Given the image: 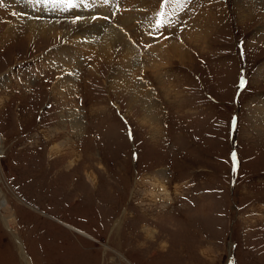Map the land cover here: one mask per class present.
Masks as SVG:
<instances>
[{"label":"rangeland","instance_id":"374dc122","mask_svg":"<svg viewBox=\"0 0 264 264\" xmlns=\"http://www.w3.org/2000/svg\"><path fill=\"white\" fill-rule=\"evenodd\" d=\"M96 1L0 0V264H264V0Z\"/></svg>","mask_w":264,"mask_h":264},{"label":"bare ground","instance_id":"6f19581e","mask_svg":"<svg viewBox=\"0 0 264 264\" xmlns=\"http://www.w3.org/2000/svg\"><path fill=\"white\" fill-rule=\"evenodd\" d=\"M21 1V0H20ZM29 0H26V5L27 6H25L26 8H28L27 10H30V9H32V11L33 10H36L37 8L39 9V4H38V0H30V2H28ZM61 0H56V5L57 6H61L62 8H63V6H62V3L60 2ZM86 0H84V4H85V6L83 7V8H85V12L83 13V15L86 13H89V11L90 12H92L93 10H90V8H87V6H88V4L85 2ZM99 1V0H98ZM126 1V2H125ZM152 0H123V5H124V7L125 8H127V9H129L128 11H126L125 13L126 14H123V16H124V18H126V19H128V18H130V16L132 15V16H135V14H133L134 13V10H137V11H141V13L140 14H142L143 13V11L145 10V9H147V8H150V4L151 3H153V2H151ZM91 2H92V4L94 5V9L95 8H98V5H99V2H97L96 0H95V3H96V5H95V3H94V1L93 0H91ZM109 2V1H108ZM244 2V0H237V3L239 4V5H241L242 3ZM82 4V3H81ZM84 4H82V5H84ZM55 5V6H56ZM110 5V4H109ZM153 5V4H152ZM51 6V5H50ZM114 5H112V7H113ZM173 6V5H172ZM111 7V6H110ZM80 7L78 8V11H80ZM263 9H264V5H263ZM98 10V9H97ZM39 11V10H38ZM44 11H46V10H44ZM49 11V10H48ZM57 11V10H56ZM169 11V10H168ZM61 13V12H60ZM63 13V12H62ZM139 13V12H138ZM153 13V12H152ZM29 14V13H28ZM85 14V15H86ZM96 14V13H95ZM102 14V13H101ZM168 14V13H167ZM98 15V14H97ZM100 15V14H99ZM107 15V14H106ZM118 15V14H117ZM261 15V17L260 18H264V11L260 14ZM122 16V17H123ZM138 16V15H137ZM141 16V15H140ZM170 16L171 17H169V18H167L166 20L167 21H169L170 23H173L174 21L173 20H175V18L177 17V16H174V12L172 11V12H170ZM19 17H21V16H19ZM202 18V17H201ZM200 18V15H196L194 18H192L191 20H189V23H188V27H187V29H186V31H184L183 30V33H187V35L188 36H191L192 38H191V45H194V46H197L195 43H198L202 38L201 37H203V36H205V34L207 33L205 30H204V28L205 27H203L201 24H199L198 22H199V20L201 19ZM129 20V19H128ZM163 20H164V18H163ZM165 20V21H166ZM92 21V22H91ZM91 21H89V20H87L86 19V21L84 20L83 22H77V23H75L74 25V31L73 32H75L76 34H78V33H88V35H90V32L92 31V32H94V31H96V32H98V33H100L101 31H103L105 28H103V27H105V25H106V22L104 21V20H100V21H94L93 22V20H91ZM166 21V22H167ZM35 23V22H34ZM89 24H93L92 26L91 25H89ZM101 28V29H100ZM99 30H100V32H99ZM48 31H50V30H45V31H40V33H47ZM105 31L106 32H104V33H106L105 35H100L99 37H102L103 38V40H105V42H108L109 44H111V45H114V46H122V48H124V50L125 51H130V52H132L133 53V51H134V49L132 48V46H131V43L127 40L128 39V35L125 33H123V31L121 30V28H118V27H116V26H112L110 29H105ZM53 33H54V31H53ZM103 33V34H104ZM76 34H74V35H76ZM127 37H126V36ZM207 35V34H206ZM62 36H64V38L66 37V34H61V37ZM77 36V35H76ZM102 38L100 39V40H98V41H100L101 43L99 44L98 43V41L96 40V38L95 39H93L92 37H91V41H89V42H86V46L88 47L89 46V48H91V49H97V48H95V47H98V46H96V45H99L100 47L102 46ZM168 40V39H167ZM172 43V41L171 42H162V43H160L159 45H156V46H154V47H159V48H156V49H161V50H164V51H168L169 49H171L172 50V52H174L175 54H176V57L177 58H182V57H184V55L186 56V53L185 52H181L180 54H177L176 53V51H178V50H180V48H178V45H175V44H171ZM154 47H150L149 48V46L147 47V48H145L146 50H149V52L148 53H152L153 51H155L156 49L154 48ZM174 47V48H173ZM82 48H85V47H82ZM86 49V48H85ZM155 49V50H154ZM144 50V49H143ZM92 51V50H91ZM98 53L100 52V50H96ZM185 59H186V57H184ZM134 58H132V60H133ZM72 60H73V56L71 57V56H69V54H52L51 56H50V58H49V60H48V62H59V64H61V65H64V66H66V67H68V69L66 68V70H64V74H66V73H71V71H73L71 68H72V64H70V63H72ZM131 60V61H132ZM181 60H183V59H181ZM74 61V60H73ZM54 63V64H55ZM52 64V63H51ZM58 64V65H59ZM57 66V65H56ZM124 78V77H123ZM123 88L124 89H128L129 91L131 90V89H133V90H135V86L131 83V82H129L126 86H123ZM87 176V175H86ZM91 178V177H90ZM91 180H92V178H91ZM153 203V202H152ZM151 203V204H152ZM154 204V203H153ZM2 207H4V206H2V205H0V208L2 209ZM0 209V210H1ZM1 211H4V212H2V221L4 222V225L6 226V228H8V230H11V231H13V229H12V225H11V216L7 213V210H5V209H2ZM66 227H68V228H70L71 230H74L76 233H79V234H81V235H83L81 232H79V231H77V230H75V229H73L72 227H69V226H66ZM20 248V247H19ZM24 258V257H23Z\"/></svg>","mask_w":264,"mask_h":264},{"label":"snow or ice","instance_id":"6c2138e0","mask_svg":"<svg viewBox=\"0 0 264 264\" xmlns=\"http://www.w3.org/2000/svg\"><path fill=\"white\" fill-rule=\"evenodd\" d=\"M81 2H84V0H81ZM103 2L107 3L108 0H103ZM174 2H179V0H174ZM67 3L69 4V6H74L72 3V0H67ZM79 19V18H78ZM241 87H244V82L241 81ZM130 138H131V134H130Z\"/></svg>","mask_w":264,"mask_h":264},{"label":"crops","instance_id":"0c3cea01","mask_svg":"<svg viewBox=\"0 0 264 264\" xmlns=\"http://www.w3.org/2000/svg\"><path fill=\"white\" fill-rule=\"evenodd\" d=\"M40 17H41V15H40Z\"/></svg>","mask_w":264,"mask_h":264}]
</instances>
